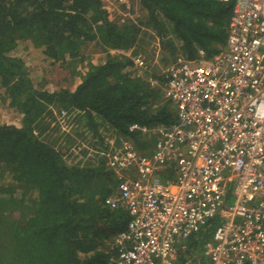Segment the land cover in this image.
Returning a JSON list of instances; mask_svg holds the SVG:
<instances>
[{"label": "trees", "instance_id": "1", "mask_svg": "<svg viewBox=\"0 0 264 264\" xmlns=\"http://www.w3.org/2000/svg\"><path fill=\"white\" fill-rule=\"evenodd\" d=\"M139 3L147 17L119 22L102 0H0V100L24 115L21 124H0V264H112L113 240L129 216L106 204L115 187L105 156L110 144L103 156L67 163L64 155L75 141L64 133L69 141L61 146L60 137L51 136L56 115L92 131L102 145L99 129L105 127L116 142L152 146L151 134L132 127L171 126L177 111L161 77L153 75L160 84L151 86L136 62L138 51L159 36L171 64L196 59L200 50L212 57L227 44L233 10V3L219 0ZM91 42L107 53L106 62L77 71ZM29 60L66 63L81 84L75 91L37 88ZM216 225L187 243L188 254L211 239Z\"/></svg>", "mask_w": 264, "mask_h": 264}, {"label": "built area", "instance_id": "2", "mask_svg": "<svg viewBox=\"0 0 264 264\" xmlns=\"http://www.w3.org/2000/svg\"><path fill=\"white\" fill-rule=\"evenodd\" d=\"M219 1L233 3L227 49L164 73L177 122L132 127L157 136L152 153L122 139L105 154L118 179L106 204L129 216L112 264H264V0ZM212 221L194 260L187 243Z\"/></svg>", "mask_w": 264, "mask_h": 264}, {"label": "rangeland", "instance_id": "3", "mask_svg": "<svg viewBox=\"0 0 264 264\" xmlns=\"http://www.w3.org/2000/svg\"><path fill=\"white\" fill-rule=\"evenodd\" d=\"M102 1L107 7H109L110 10H112L115 20H118L119 22L125 21L128 18L135 20L142 19L144 14L146 17L148 15V11L142 8L139 0ZM147 32L148 35H154V33L150 30H148ZM159 39V36L151 39L147 38V43L149 42L150 45H145L138 51L137 54L142 62L145 61V76L148 80L149 77H152L153 75L163 76L172 63V56L170 57V55H168V51H166V48L162 47L161 41ZM226 49L227 45L224 46V48H222V50L219 52H224ZM22 52L25 54V56L27 55L25 50H22ZM35 53L36 51L30 52L32 57ZM81 56L85 59V61H83L84 63L82 62L78 64L77 71L80 72L84 70L86 63L88 62L103 64L107 59V53L103 50V48L99 47L93 42L83 47ZM28 63L29 65L32 64L31 66H33L31 69V81L37 88H44L51 92L61 89H69L71 91H75L78 85L81 84L80 76L76 75L74 73V69L72 67H69V65H67L66 63H64V65H62L61 63L50 65L45 62L38 66L34 65L31 60H29ZM23 117L24 115L22 113L11 107L10 100H7L6 102L0 100V124H7L8 122L12 121L21 124ZM56 117L57 121L53 122L49 130L50 133H52L51 136L53 138L60 137L61 140L59 139V144L61 146L68 145L69 141L65 137V135H63L64 133L69 134L75 141V144L71 147L69 152L64 155L66 162L69 164L78 163L80 161L84 163L85 161H87L88 157H95L97 154L103 156V153L106 151L103 148H105L106 145L110 144V148H112L115 144H119L122 141L121 139L119 142H116V134H111L108 132V128L101 127L99 129V132L103 135L102 137L104 145H102L101 139L97 136H94V133L92 131L80 127L75 123L66 125L64 121H62L61 117H59L58 115H56ZM55 128L57 129L55 130ZM58 129H60V131L55 132ZM109 165L110 164L108 163V168H110ZM198 248L199 250H191V252L189 253V255L194 258V260L200 259L202 257L201 250L205 251L206 249L204 243H201Z\"/></svg>", "mask_w": 264, "mask_h": 264}, {"label": "crops", "instance_id": "4", "mask_svg": "<svg viewBox=\"0 0 264 264\" xmlns=\"http://www.w3.org/2000/svg\"><path fill=\"white\" fill-rule=\"evenodd\" d=\"M226 45H227V44H226ZM171 65H172V64H170V66H171ZM170 66H169V67H170ZM159 77H161V78L164 80V75H163V76H159ZM154 79H156V78H154ZM156 80L159 81V79H156ZM151 86H152V87H156V86H154V85H152V84H151ZM148 142H149V140H148ZM157 142H158L157 136H153V139L151 140V144L153 143L152 146H149L148 148L146 147V149L140 150V153H141V154H142V153H145V151H146L147 149H150V150H148L149 152H146V153H152V152L154 151L156 145H157ZM110 169H111V167H110ZM111 170H112V169H111ZM112 171H113V170H112ZM113 177H114V180H115V187H114L112 193H113L114 191H116L117 184H118V179L115 177V173H114V172H113Z\"/></svg>", "mask_w": 264, "mask_h": 264}, {"label": "clouds", "instance_id": "5", "mask_svg": "<svg viewBox=\"0 0 264 264\" xmlns=\"http://www.w3.org/2000/svg\"><path fill=\"white\" fill-rule=\"evenodd\" d=\"M145 63V62H144ZM145 67V66H144ZM152 77H149V81H150V79H151ZM153 79V78H152ZM151 83V82H150Z\"/></svg>", "mask_w": 264, "mask_h": 264}]
</instances>
